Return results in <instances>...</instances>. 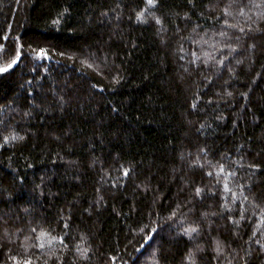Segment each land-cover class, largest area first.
Returning a JSON list of instances; mask_svg holds the SVG:
<instances>
[{
	"label": "trees",
	"instance_id": "obj_1",
	"mask_svg": "<svg viewBox=\"0 0 264 264\" xmlns=\"http://www.w3.org/2000/svg\"><path fill=\"white\" fill-rule=\"evenodd\" d=\"M0 264H264V0H0Z\"/></svg>",
	"mask_w": 264,
	"mask_h": 264
},
{
	"label": "snow or ice",
	"instance_id": "obj_2",
	"mask_svg": "<svg viewBox=\"0 0 264 264\" xmlns=\"http://www.w3.org/2000/svg\"><path fill=\"white\" fill-rule=\"evenodd\" d=\"M149 2L151 3V2H152V0H149ZM4 70H6V69H4Z\"/></svg>",
	"mask_w": 264,
	"mask_h": 264
}]
</instances>
